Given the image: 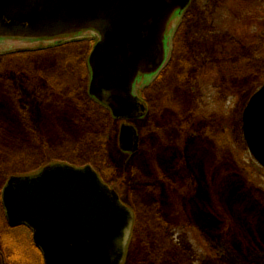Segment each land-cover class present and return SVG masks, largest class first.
<instances>
[{
  "label": "rangeland",
  "instance_id": "rangeland-1",
  "mask_svg": "<svg viewBox=\"0 0 264 264\" xmlns=\"http://www.w3.org/2000/svg\"><path fill=\"white\" fill-rule=\"evenodd\" d=\"M167 31L170 66L134 87L148 110L131 122V153L118 146L121 122L87 98L96 33L37 64L8 59L13 43L0 39V264H41L30 232L4 229L1 192L11 176L54 163L92 166L133 208L122 264H264V168L241 130L264 81V0H191ZM5 82L32 116L15 112ZM37 84L52 88L56 108L33 104Z\"/></svg>",
  "mask_w": 264,
  "mask_h": 264
},
{
  "label": "water",
  "instance_id": "water-1",
  "mask_svg": "<svg viewBox=\"0 0 264 264\" xmlns=\"http://www.w3.org/2000/svg\"><path fill=\"white\" fill-rule=\"evenodd\" d=\"M190 0H0V38L38 40L98 34L89 57L88 93L119 128L120 150L138 148L130 123L147 111L134 92L140 77L163 66L167 27ZM249 153L264 168V82L241 113ZM11 227L24 224L44 264H122L134 214L90 165L54 163L11 176L1 193Z\"/></svg>",
  "mask_w": 264,
  "mask_h": 264
},
{
  "label": "flooded vegetation",
  "instance_id": "flooded-vegetation-1",
  "mask_svg": "<svg viewBox=\"0 0 264 264\" xmlns=\"http://www.w3.org/2000/svg\"><path fill=\"white\" fill-rule=\"evenodd\" d=\"M190 4H191V0H190L189 4L180 12V14H178L176 16L178 18L179 17L182 18L184 16V14L187 12ZM169 24H168V26H169ZM167 29H168V27H167ZM79 34L80 33L75 34V35L58 36V37L47 38V39H38V40H21V39H11V38H4L2 40H4V42L8 41V43H10V42L13 43L12 49L8 48L10 46L6 47L7 50L5 51V55L8 59L13 58V57H19V58L21 57V59L27 60V59H31L32 57H34V59L35 60L37 59V60L34 61L32 59V61L35 64H37V61L40 59H43L44 57L53 58L55 56V52L63 50L62 48L74 46L73 44L77 43V41L75 39L80 36ZM167 36L169 37V39L171 38V34H169V31H167ZM64 50H66V49H64ZM169 51H170V49H169V45H168L167 50H166L165 62L163 64V66L160 68V70H158L155 74H153L152 77H149L150 82L153 81L158 75H160L165 69H168V66H170ZM45 54H48V55L45 56ZM85 66H86V68L88 66V55H87V59L85 60ZM35 80H36V78H35ZM6 81L8 82V80H6ZM27 81L32 86H33V84H36L35 82L31 81L30 79H27ZM7 82L4 83V87L6 88L7 98H10V100H13V98L15 99L14 102H15V104H17V108L14 109L15 112L19 113V115L21 117L32 116L31 111H32L33 105L28 104L27 100L17 98L16 97V89L12 85L8 84L9 82L8 83ZM150 82H148V84L145 83L146 87H148V85L152 86ZM41 86H42V88H41ZM34 87H35L36 91L39 90V94H38V97L34 99L33 104L34 103L38 104V107L40 108L39 111H41L42 109L47 110L50 108H52V109L56 108V107H52L53 102L51 101V97L49 96L50 90H52V88L50 86L47 87L45 84H43V85L37 84V86H34ZM41 90H45V92L40 93ZM136 93H137V91H136ZM87 98L91 102L95 103V105H97L98 107L105 110L104 105L100 104L92 96H90L88 94V91H87ZM147 108H148V105H147ZM138 141H139V136H138ZM32 174H35V173H32ZM32 174H26V175H20V176H29ZM1 210H2L3 218H4V210H3L2 206H1ZM131 210L133 211V208H131ZM133 213H134V211H133ZM134 220H135V216H134ZM133 226H134V222H133L132 228H133ZM10 229L12 231H15L16 229H22L23 230V232H22L23 236H28L27 233H29V232L31 233L29 228H27L26 226H17L15 228H10ZM131 233H132V229H131ZM130 236H131V234H130ZM31 241H32V233H31ZM180 254H183L182 250L180 251ZM125 255H126V252H125ZM40 257H41L40 255H38V254L36 255V258H38L40 263L43 264V261ZM180 264H183V262Z\"/></svg>",
  "mask_w": 264,
  "mask_h": 264
},
{
  "label": "trees",
  "instance_id": "trees-1",
  "mask_svg": "<svg viewBox=\"0 0 264 264\" xmlns=\"http://www.w3.org/2000/svg\"><path fill=\"white\" fill-rule=\"evenodd\" d=\"M82 62H84V61H82ZM84 63H85V62H84ZM85 68H86V66H85ZM105 111H106V110H105ZM106 112H107V111H106ZM2 221H3L4 227H5L4 229H5L6 231H8V232H9V231L11 232V229H10V227L7 225V223H6V221H5L4 218H3ZM10 232H9V233H10ZM10 243H11L10 241H5V242H4L3 245H4V248L6 249V251H7V245H9ZM12 246H13V245H12ZM11 248H12V247H11ZM32 249H34V250L38 253V255L40 254L39 251L35 248V246H34L33 244H32Z\"/></svg>",
  "mask_w": 264,
  "mask_h": 264
}]
</instances>
